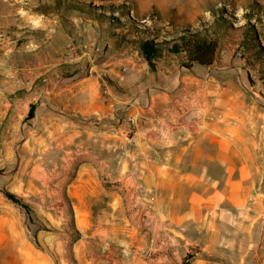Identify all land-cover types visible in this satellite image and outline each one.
I'll return each instance as SVG.
<instances>
[{
  "label": "crops",
  "instance_id": "obj_1",
  "mask_svg": "<svg viewBox=\"0 0 264 264\" xmlns=\"http://www.w3.org/2000/svg\"><path fill=\"white\" fill-rule=\"evenodd\" d=\"M96 25L88 36L106 50L94 62L77 57L62 65L54 41L37 38L23 40L17 54L0 55V71L31 65L48 80H25L17 87L22 97L0 92V150L13 145L20 164L73 172L46 175L48 220L57 216L67 225L69 214L74 229L112 233L101 244L72 240V260L264 264V186L248 171L257 159L248 155L241 120L237 126L229 116L221 124L208 120L197 103L213 97L183 95L185 80L173 76L175 65L152 70L136 46L142 39L137 29ZM84 28L72 30L77 43L87 37ZM31 105L32 121L24 127ZM128 116L136 121L138 147L123 153ZM140 185L143 199L136 196ZM148 196L155 201L147 211ZM82 246L101 250L89 255Z\"/></svg>",
  "mask_w": 264,
  "mask_h": 264
},
{
  "label": "rangeland",
  "instance_id": "obj_2",
  "mask_svg": "<svg viewBox=\"0 0 264 264\" xmlns=\"http://www.w3.org/2000/svg\"><path fill=\"white\" fill-rule=\"evenodd\" d=\"M95 22L96 27L116 24L122 27L120 32L137 29L142 39H137L136 46L142 54V44L146 40L153 41L156 51L152 65L143 54L148 66L154 70L160 63L175 65L173 76L180 73L185 80L183 95L213 97L209 102L197 101L199 107L206 109L208 120L221 124L223 118L229 116L232 126L234 123L237 126L241 120L248 155L253 161L257 159L248 171L256 177L259 187L264 186V0H0V32L6 33L0 55L17 54L23 40L37 38L54 41L52 47L62 65L77 57L94 62L106 50L90 41L92 35L88 36ZM82 25L88 30L84 31L87 37L77 43L71 36L72 30ZM204 29L218 41V52L211 66L188 65L183 55L169 52L168 45L183 31ZM50 34L53 37L49 38ZM68 44L82 46L71 60L64 59ZM94 46H99L100 51L95 52ZM18 67L33 66L13 65L8 72L0 71V92L20 97L25 94L17 87L32 78L25 77L18 82L14 77ZM31 119L26 117L22 125L29 126ZM126 122L121 151L131 153L138 147L129 141L131 137L137 141L136 121L128 116ZM10 147L0 150V264H78L77 259L72 260L75 254L72 240L96 242L91 244L103 243L102 238L111 241V232L74 229L69 214L65 216L67 225L63 220L60 223L57 216L54 223L48 220L45 206L49 200L47 187L51 183L47 182L46 175L73 172L61 166L25 164V160L20 164V154L13 145ZM132 177L139 185L138 174L134 172ZM140 191L143 194L141 185L137 187L136 196ZM6 192L13 194L16 202L10 200ZM100 204L95 202L94 211L100 209ZM99 215L96 213L95 218H102ZM117 234L119 232L114 231V237ZM86 249L89 255L101 250L96 246L85 247L84 251ZM142 252L145 254L148 250ZM63 255L67 256L66 260Z\"/></svg>",
  "mask_w": 264,
  "mask_h": 264
},
{
  "label": "trees",
  "instance_id": "obj_3",
  "mask_svg": "<svg viewBox=\"0 0 264 264\" xmlns=\"http://www.w3.org/2000/svg\"><path fill=\"white\" fill-rule=\"evenodd\" d=\"M154 46L153 41L146 40L142 44L143 54L150 65H152V57L156 51ZM168 49L170 53L183 55L188 62V65L195 64L202 67H208L211 66L216 59L218 41L210 36L205 29L204 31L195 32L186 30L183 31L178 38L174 39L170 45H168ZM33 112L34 105H31L28 117H32ZM6 196L10 200L16 202V197L13 194L6 192Z\"/></svg>",
  "mask_w": 264,
  "mask_h": 264
},
{
  "label": "built area",
  "instance_id": "obj_4",
  "mask_svg": "<svg viewBox=\"0 0 264 264\" xmlns=\"http://www.w3.org/2000/svg\"><path fill=\"white\" fill-rule=\"evenodd\" d=\"M6 40V33L5 32H0V48H3L4 43ZM82 46H75L73 44H68L66 50L64 51V59L66 60H71L73 58H75V56L77 55V51L79 49H81ZM84 48H87V45L83 46ZM94 51L95 52H99L100 51V47L99 46H94ZM14 77H16V80L22 81L25 77L29 78L31 77L33 80H38L41 79L43 82H47V77L45 76V74H40V72H37L35 70V68L33 67H18L14 70ZM129 141L132 144H138L136 140H134V138H130ZM137 197H139L140 199H143V194L142 192H138L137 193ZM155 201V197L154 196H149L146 197L144 199V205L146 207V210L148 211V209L151 207L152 203ZM146 255H150V252H146Z\"/></svg>",
  "mask_w": 264,
  "mask_h": 264
}]
</instances>
